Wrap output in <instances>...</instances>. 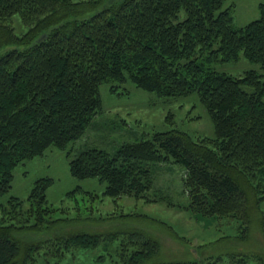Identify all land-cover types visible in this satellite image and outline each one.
I'll return each mask as SVG.
<instances>
[{
  "label": "trees",
  "instance_id": "1",
  "mask_svg": "<svg viewBox=\"0 0 264 264\" xmlns=\"http://www.w3.org/2000/svg\"><path fill=\"white\" fill-rule=\"evenodd\" d=\"M224 3L0 0V196L19 162L51 146L66 149L84 133L102 110L101 84L130 81L159 96L196 92L214 135L193 139L171 128L123 141L113 152L87 147L68 161L71 175L104 182V196L151 202L165 199L147 193L155 170L180 165L186 210L231 217L245 232L255 208L264 230V1L243 26L233 25ZM241 55L259 69L234 75L216 68ZM51 182L38 177L25 199L0 202V264H81L82 250L113 239L75 228L76 218L53 217L46 199ZM79 189L66 194L75 198ZM117 245L92 264H264L244 252L159 261V242L134 231Z\"/></svg>",
  "mask_w": 264,
  "mask_h": 264
},
{
  "label": "rangeland",
  "instance_id": "2",
  "mask_svg": "<svg viewBox=\"0 0 264 264\" xmlns=\"http://www.w3.org/2000/svg\"><path fill=\"white\" fill-rule=\"evenodd\" d=\"M263 1L225 0L224 6L231 10L233 25L243 26L259 16L258 6ZM12 23L17 32L25 29L17 15L13 16ZM216 68L239 75L245 69H259V66L241 55L235 62L216 64ZM110 85L117 86L116 91H110ZM99 91L102 110L93 117L84 133L71 141L66 149L51 146L44 154L19 162L12 171L11 187L0 196V202L6 203L10 196L25 199L36 178L51 177L46 199L55 208L53 217H66L71 222L76 218L77 221L73 222L75 228L113 237L109 241H100L96 247L82 250L84 254L78 260L81 264H92L98 254L114 253L117 242L130 231L150 235L159 242L155 257L159 261L230 252H244L264 259V230L259 211L252 208L245 232L239 231V221L231 217H204L190 213L183 207L187 196L182 192L184 170L180 165L165 164L155 170L153 184L147 193L150 197L165 199L151 202L127 195L104 196V182L95 177L71 175L68 161L87 147L113 152L123 141L149 137L154 131L171 128L187 132L193 139L214 135L210 116L196 92L165 97L136 87L130 81L121 84L105 82ZM75 186H80L75 198L68 196L66 193ZM241 233L244 237L240 236Z\"/></svg>",
  "mask_w": 264,
  "mask_h": 264
}]
</instances>
